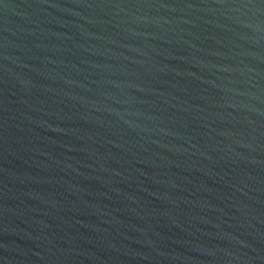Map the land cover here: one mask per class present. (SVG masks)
<instances>
[{"label":"water","instance_id":"95a60500","mask_svg":"<svg viewBox=\"0 0 264 264\" xmlns=\"http://www.w3.org/2000/svg\"><path fill=\"white\" fill-rule=\"evenodd\" d=\"M0 264H264V0H0Z\"/></svg>","mask_w":264,"mask_h":264}]
</instances>
